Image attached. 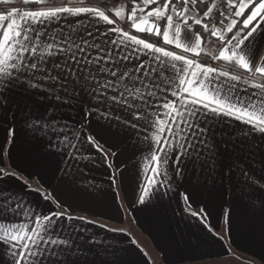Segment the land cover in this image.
<instances>
[{"label": "snow or ice", "instance_id": "6c2138e0", "mask_svg": "<svg viewBox=\"0 0 264 264\" xmlns=\"http://www.w3.org/2000/svg\"><path fill=\"white\" fill-rule=\"evenodd\" d=\"M23 2L39 8L0 14V124L11 123L13 136L15 127L22 126L46 139L69 169L80 162L82 140L109 154L89 117L137 133L155 129L151 141L156 147L149 145L153 175L139 197L141 204L150 197V188L164 186L155 179L163 164L169 182H219L237 203L259 215L264 235V53L257 57L246 50L249 41L264 40V0H220L219 7L217 0H133L122 17L136 32L160 37L164 45L192 57L204 51L205 34L216 38L220 47L213 59L249 73L245 83L258 90L243 96L234 91L235 85L224 94L214 86L215 67L123 28L95 27L92 20L108 25L116 21L97 7L83 6V0L81 6ZM82 14L91 18L87 25L65 30L59 24L65 16ZM112 33L121 38L113 39ZM219 76L241 79L228 71ZM76 107L83 113L78 128L63 118L66 108ZM11 176L28 186L27 178L6 171L0 159V264H122L114 254L108 258L109 250L99 247L102 242L95 234L72 223L96 221L73 217L47 189L43 198L61 211L30 210L6 184L5 177ZM183 198L190 200L186 194ZM190 214L206 220L203 210ZM21 217L26 222L18 221Z\"/></svg>", "mask_w": 264, "mask_h": 264}, {"label": "crops", "instance_id": "0c3cea01", "mask_svg": "<svg viewBox=\"0 0 264 264\" xmlns=\"http://www.w3.org/2000/svg\"><path fill=\"white\" fill-rule=\"evenodd\" d=\"M74 2L50 0V6H78ZM219 2L217 0V5ZM0 4V14H6L13 8L21 11L39 8L36 4L12 0L2 11V2ZM122 5V9L118 7L112 13L105 12L116 21L113 25L95 20L92 23L101 30L123 28L138 38L163 44L160 37L132 29L131 22L122 18L128 14L125 4ZM117 11L121 12V17L115 16ZM89 20L91 18L83 14L80 17L65 16L59 24L67 30L87 25ZM217 27L220 25L217 24ZM261 31L264 32V28ZM110 35L113 39L121 38L116 33ZM256 37H260V32ZM161 46L194 58L205 66L215 67L217 73L213 84L220 88L222 94L231 85H235L234 91L241 96L258 94L250 83H245L249 73L229 68L221 63L223 60L213 59L219 54L220 42L210 35L205 34L204 51L199 57H192L191 53H183L170 45ZM246 50L258 57L264 53V40L249 41ZM221 71L239 75L241 79L231 81L221 77ZM159 111L163 113L162 108ZM63 118L70 126L78 128L83 113L79 107L66 108ZM89 119L93 127L101 131V143L109 154L105 156L104 151L82 140L80 162L73 163L71 169L66 167L60 152L48 147L46 139L33 136L22 126L15 127L13 136L11 123L0 124V145H3L0 159L6 165V171L18 173L29 183L25 187L14 176L5 177V181L20 194L27 208L43 214L61 211L50 200L43 198L44 189H47L63 202L73 217L86 216L96 221L88 224L76 219L72 223L86 228L87 234H95V239L102 242L99 247L109 250L108 258L112 259L114 254L122 264H264V235L260 217L237 203L227 188H221L219 182L199 186L195 180L192 184L178 178L169 182L163 176L166 166L161 164V175L155 179L164 186L156 187L154 191L150 188V197L141 204L139 197L153 175L149 145L151 143L156 147L151 141L155 129L137 133L115 123L109 126L94 116ZM113 152L115 155L111 154ZM184 194L190 197L188 202H185ZM201 210L206 220H202L200 215L190 214L191 211ZM18 221L26 222L23 217Z\"/></svg>", "mask_w": 264, "mask_h": 264}, {"label": "built area", "instance_id": "2783aa9c", "mask_svg": "<svg viewBox=\"0 0 264 264\" xmlns=\"http://www.w3.org/2000/svg\"><path fill=\"white\" fill-rule=\"evenodd\" d=\"M133 0H83V6L97 7L106 13H112L121 4H125L127 12H130V6ZM75 5L81 6V0H75ZM220 6V2L218 7Z\"/></svg>", "mask_w": 264, "mask_h": 264}, {"label": "trees", "instance_id": "16d2710c", "mask_svg": "<svg viewBox=\"0 0 264 264\" xmlns=\"http://www.w3.org/2000/svg\"><path fill=\"white\" fill-rule=\"evenodd\" d=\"M0 5H1V4H0ZM5 6H8V4L2 3V8H3L2 11L5 10V9H4ZM197 30L202 31V29H200L199 26H197ZM156 43H157L158 45H160V46L163 45V44H161L160 41H158V42H156ZM221 63H222L223 65L229 67V68H233V69H236V70L239 69V68L234 67L233 65L228 64L227 62L221 61Z\"/></svg>", "mask_w": 264, "mask_h": 264}, {"label": "rangeland", "instance_id": "374dc122", "mask_svg": "<svg viewBox=\"0 0 264 264\" xmlns=\"http://www.w3.org/2000/svg\"><path fill=\"white\" fill-rule=\"evenodd\" d=\"M9 1H12V0H9ZM21 1H23V0H21ZM3 3V2H2ZM9 3V2H8ZM121 9L123 8V5L121 4L120 6H119Z\"/></svg>", "mask_w": 264, "mask_h": 264}]
</instances>
